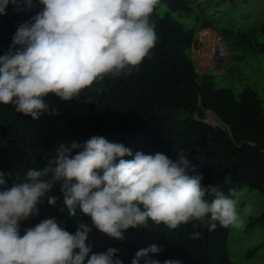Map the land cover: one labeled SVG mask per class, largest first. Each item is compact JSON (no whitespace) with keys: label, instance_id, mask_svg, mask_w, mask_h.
Wrapping results in <instances>:
<instances>
[{"label":"clouds","instance_id":"clouds-1","mask_svg":"<svg viewBox=\"0 0 264 264\" xmlns=\"http://www.w3.org/2000/svg\"><path fill=\"white\" fill-rule=\"evenodd\" d=\"M162 2L0 0V15L6 14L9 3L16 12L42 5L18 26L12 45L0 55V103L38 119L44 113L57 114L47 102L49 95L61 101L79 99L94 83L130 75L152 56L158 37L150 18ZM206 28L214 29L198 31ZM74 149L82 150L73 154ZM132 155L122 143L93 136L83 145L60 143L46 166L29 168L23 179L17 176L10 184L0 171V264H123L115 247L92 252L86 243L91 227L86 223L72 233L53 216L21 235V222L37 216L45 198L56 205L57 198L49 193L57 184L63 194L61 211L66 207L69 216L77 217L79 210L117 241L125 239L129 228H146L150 221L170 230L193 221L194 228L202 225L209 231L218 225L242 226L238 207L245 190L229 187L225 193L218 184L205 186L202 174H188L193 166L183 150L176 159L139 151L133 159H124ZM223 183L232 184L230 174ZM251 211L245 206L244 216ZM191 237L199 239L201 232L194 231ZM161 251L156 244L139 249L132 264H141L142 259L143 264H183L149 255Z\"/></svg>","mask_w":264,"mask_h":264},{"label":"trees","instance_id":"trees-1","mask_svg":"<svg viewBox=\"0 0 264 264\" xmlns=\"http://www.w3.org/2000/svg\"><path fill=\"white\" fill-rule=\"evenodd\" d=\"M192 1L163 0L161 4L166 9L162 13L156 7L150 18L158 37L156 46L151 58H145L130 75L115 80L107 77L94 83L79 99L61 101L59 97L49 95L47 102L56 108L57 114L48 112L33 119L16 112L11 104L0 103V171L6 174L9 184L17 176L23 179L29 168L46 166L60 143L75 141L83 145L93 136H102L132 150L133 155L124 159H133L137 151L148 155L160 152L176 159L183 150L194 169L188 174H202L205 186L218 184L225 193L229 187H236L264 194L262 100L252 87L254 82L235 91L216 86L211 71L202 77L197 74L190 49L198 42V30L195 32L188 27L193 20L189 17ZM15 7L9 3L6 14L0 15V55L12 45L18 26L30 20L42 5L28 12H16ZM173 12L185 14L186 22L177 21ZM233 24L229 22L225 34L239 38V42L251 41L256 31L264 35V21L247 32H239ZM204 25L203 28L218 31L208 21ZM254 46L264 52V42H256ZM207 111L213 112L220 123H206ZM80 150L74 149L73 154ZM229 174L232 184L226 185L224 177ZM49 195L57 198L56 205H49L45 198L38 205V215L22 221L21 235L24 229L54 216L72 233L80 223L88 224L91 231L86 243L92 252L115 247L119 249L116 256L123 264H132L136 252L152 244L161 247L162 251L149 255L161 262L179 259L183 264H229L226 247L230 227L218 225L209 231L202 225L194 228L196 222L193 221L170 230L150 221L149 227L129 228L124 232L125 239L117 241L95 228L91 218L79 210L77 217L69 216L66 207L61 211L63 194L58 184ZM245 200L242 196L241 202ZM263 222L264 211L252 217L247 227ZM194 231L201 232L199 239H192ZM263 245L264 241L249 249L246 256H253Z\"/></svg>","mask_w":264,"mask_h":264},{"label":"rangeland","instance_id":"rangeland-1","mask_svg":"<svg viewBox=\"0 0 264 264\" xmlns=\"http://www.w3.org/2000/svg\"><path fill=\"white\" fill-rule=\"evenodd\" d=\"M229 0H193L192 10L189 14L193 20L188 27L195 32L203 28L208 21L223 37L221 46L222 55L215 58L208 65H200V52L203 50L201 36L204 32L217 34L216 30L206 28L198 31V43L190 49V55L196 67L197 74L202 77L208 71L214 74L216 86H226L238 91L244 85L252 82V87L257 91L264 106V52L255 49L254 44L264 42V35L259 31L255 32L251 41L239 42V38H232L225 34L232 21L239 32H247L256 29L264 21V0H236L230 9ZM157 9L163 12L166 9L164 4H158ZM230 10L229 12H227ZM172 15L179 22H186V15L173 12ZM218 22V23H217ZM238 57V58H236ZM205 121L219 124V118L210 111L206 112ZM246 200L240 202L238 211L243 218L240 228L230 227L227 241V252L229 264H264V245L260 246L253 256L247 257V251L264 241V222L247 227L252 217L264 211V194L257 190L242 188ZM250 205L252 211L244 216L243 209ZM22 225V222H21Z\"/></svg>","mask_w":264,"mask_h":264},{"label":"bare ground","instance_id":"bare-ground-1","mask_svg":"<svg viewBox=\"0 0 264 264\" xmlns=\"http://www.w3.org/2000/svg\"><path fill=\"white\" fill-rule=\"evenodd\" d=\"M213 33L204 32L201 36V41L203 43V50L200 52L201 60L200 65H208L216 57L222 55L221 46L223 45L222 39L217 35H212Z\"/></svg>","mask_w":264,"mask_h":264},{"label":"water","instance_id":"water-1","mask_svg":"<svg viewBox=\"0 0 264 264\" xmlns=\"http://www.w3.org/2000/svg\"><path fill=\"white\" fill-rule=\"evenodd\" d=\"M205 121V120H204ZM206 122V121H205ZM206 123H208V122H206ZM209 124H211V125H215V123H209Z\"/></svg>","mask_w":264,"mask_h":264}]
</instances>
